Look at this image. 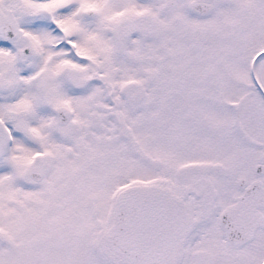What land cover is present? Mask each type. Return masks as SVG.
<instances>
[{
  "label": "snow or ice",
  "instance_id": "snow-or-ice-1",
  "mask_svg": "<svg viewBox=\"0 0 264 264\" xmlns=\"http://www.w3.org/2000/svg\"><path fill=\"white\" fill-rule=\"evenodd\" d=\"M0 264H264V0H0Z\"/></svg>",
  "mask_w": 264,
  "mask_h": 264
}]
</instances>
